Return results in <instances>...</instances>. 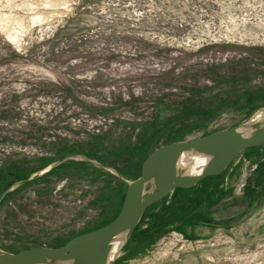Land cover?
Returning <instances> with one entry per match:
<instances>
[{"label":"rangeland","instance_id":"obj_1","mask_svg":"<svg viewBox=\"0 0 264 264\" xmlns=\"http://www.w3.org/2000/svg\"><path fill=\"white\" fill-rule=\"evenodd\" d=\"M262 106L264 0H0V195L74 154L135 179L158 146ZM88 164L5 196L0 247L62 246L115 218L127 185ZM220 175L147 209L115 264H264V192L246 223L213 221L211 206L247 192ZM173 230L194 247L161 243Z\"/></svg>","mask_w":264,"mask_h":264},{"label":"water","instance_id":"obj_2","mask_svg":"<svg viewBox=\"0 0 264 264\" xmlns=\"http://www.w3.org/2000/svg\"><path fill=\"white\" fill-rule=\"evenodd\" d=\"M259 146H264V106L229 128L158 146L143 161L135 179L84 154L58 159L44 171L13 183L0 195V203L19 186L76 160L103 168L127 185L119 213L108 224L78 234L62 246H34L19 252L0 247V264H115L149 207L176 189H190L207 177L222 174L245 150Z\"/></svg>","mask_w":264,"mask_h":264},{"label":"crops","instance_id":"obj_3","mask_svg":"<svg viewBox=\"0 0 264 264\" xmlns=\"http://www.w3.org/2000/svg\"><path fill=\"white\" fill-rule=\"evenodd\" d=\"M250 170H253L252 173ZM248 175L250 176L248 177ZM220 176L222 177L221 180L224 181L222 183L224 189L232 188L235 183L248 178L247 187L245 188L247 192H245V194L242 193L243 195H239L234 199L223 200L218 204H214V206L209 208L208 215H210L213 221L228 222L232 218H235L243 219V223H246L255 213L260 211L256 206L259 205L260 207V204H262L260 203V197L262 192H264V146L245 150ZM233 206L237 207L235 214L232 216L226 215L217 217L221 209H229ZM198 224L199 223L194 224L192 226L194 227L193 229H196V227L199 226ZM189 225L191 227L192 223L190 222Z\"/></svg>","mask_w":264,"mask_h":264},{"label":"built area","instance_id":"obj_4","mask_svg":"<svg viewBox=\"0 0 264 264\" xmlns=\"http://www.w3.org/2000/svg\"><path fill=\"white\" fill-rule=\"evenodd\" d=\"M218 39L219 40L228 39V35L224 33V35L222 34L218 37L211 36L209 38V42L217 41ZM239 157H237L235 160H237ZM244 186H245V179L239 185L237 192L239 193L240 191H242ZM166 241H168L171 244V248L173 247L172 249H174V251H176V249H191L195 245V243L193 241L186 238L182 233H180L177 230H173L168 236H164L162 238L161 243H165ZM178 247H180V248H178Z\"/></svg>","mask_w":264,"mask_h":264},{"label":"trees","instance_id":"obj_5","mask_svg":"<svg viewBox=\"0 0 264 264\" xmlns=\"http://www.w3.org/2000/svg\"><path fill=\"white\" fill-rule=\"evenodd\" d=\"M214 131H216V130H214ZM211 132H213V131H211ZM211 132H209V133H211ZM68 164H72V165L82 164V165H85V164H88V163H87V162H82V161L70 160V161H66V162L60 164L59 166L68 165ZM88 165H89V164H88ZM90 165H91V164H90ZM59 166H58V167H59ZM117 169H118L123 175L129 177V176H128V173H126L125 171H123L121 168H117ZM136 172H137V173L134 174L133 178H134V177L137 178L138 176H140V174H141V166H140L139 171H136ZM208 178H209V177H208ZM210 178H212V177H210ZM206 179H207V178H206ZM206 179L203 180L202 182L206 181ZM18 180H19V179H18ZM19 187H20V186H19ZM19 187H18V188H19ZM18 188H16V189H18ZM16 189H15V190H16ZM191 189H192V188H191ZM176 190H177V189H176ZM179 190L186 191V190H189V189H179ZM10 193H11V192H10ZM8 194H9V193H8ZM8 194H7V195H8ZM7 195H6V196H7ZM159 202H160V201H159ZM157 203H158V202H157ZM155 204H156V203H155ZM155 204H154V205H155ZM154 205H152V206H154ZM152 206H151V207H152ZM151 207H149V208H151ZM149 208H148V209H149ZM147 211H148V210H146V212H147ZM146 212H145V213H146ZM144 215H145V214H144ZM113 219H114V218H113ZM113 219H112V220H113ZM112 220L106 222L104 225L108 224V223L111 222ZM104 225H103V226H104ZM101 227H102V226H101ZM98 228H99V227H98ZM96 229H97V228H96ZM136 229H137V228H136ZM136 229L134 230L132 236L135 234ZM93 230H94V229H93ZM88 232H89V231H88ZM131 238H132V237H131ZM131 238H130V240H131ZM130 240H129V241H130ZM126 246H127V245H126Z\"/></svg>","mask_w":264,"mask_h":264},{"label":"bare ground","instance_id":"obj_6","mask_svg":"<svg viewBox=\"0 0 264 264\" xmlns=\"http://www.w3.org/2000/svg\"><path fill=\"white\" fill-rule=\"evenodd\" d=\"M259 114V113H258ZM260 115H263L262 113L259 114V117H261ZM194 163H197L196 160H193Z\"/></svg>","mask_w":264,"mask_h":264}]
</instances>
